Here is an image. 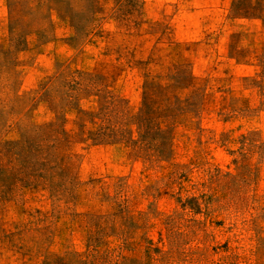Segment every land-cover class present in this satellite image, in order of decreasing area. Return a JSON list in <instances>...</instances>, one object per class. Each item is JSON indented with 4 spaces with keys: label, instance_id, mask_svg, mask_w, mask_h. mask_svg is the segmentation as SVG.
I'll return each instance as SVG.
<instances>
[{
    "label": "rangeland",
    "instance_id": "374dc122",
    "mask_svg": "<svg viewBox=\"0 0 264 264\" xmlns=\"http://www.w3.org/2000/svg\"><path fill=\"white\" fill-rule=\"evenodd\" d=\"M0 264H264V0H0Z\"/></svg>",
    "mask_w": 264,
    "mask_h": 264
}]
</instances>
